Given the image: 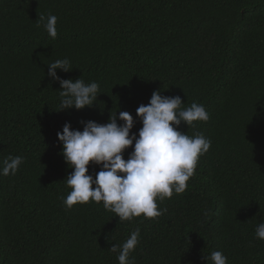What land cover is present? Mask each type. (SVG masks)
<instances>
[{"label":"trees","instance_id":"1","mask_svg":"<svg viewBox=\"0 0 264 264\" xmlns=\"http://www.w3.org/2000/svg\"><path fill=\"white\" fill-rule=\"evenodd\" d=\"M53 6L55 39L37 24ZM64 58L62 79L100 85L92 107L61 110L47 64ZM157 90L209 113L178 129L211 140L185 191L157 200L167 211L156 218L119 221L103 202L67 209L74 169L57 133L127 111L138 135L136 110ZM9 155L25 159L0 175V264H119L110 248L137 228L135 264H206L213 251L264 264V0H0V167Z\"/></svg>","mask_w":264,"mask_h":264},{"label":"clouds","instance_id":"2","mask_svg":"<svg viewBox=\"0 0 264 264\" xmlns=\"http://www.w3.org/2000/svg\"><path fill=\"white\" fill-rule=\"evenodd\" d=\"M54 10L53 6L46 17L39 15L37 20L38 26L43 23L52 39L58 35V18L52 15ZM47 65V75L61 86V110H80L95 104L100 95L97 82L85 83L82 77L74 81L58 76V69L65 73L72 70L68 58L56 59ZM183 104L180 96H164L160 90L154 91L150 102L141 104L136 110L142 122L138 135L132 131L136 120L127 111L111 113L105 124L82 121L83 131L74 130L70 122L65 123L57 136L63 145L61 154L65 162L74 169L66 177V184L71 189L63 201L66 208L89 201L103 202V207L115 213L119 221L141 215L145 218L163 215L167 209L158 208L157 200L163 202L174 192L183 193L199 158L211 147V140L202 133L189 136L178 130L182 122L191 127L194 122H206L210 118L203 104L193 102L187 108L182 107ZM118 120L123 123L119 124ZM129 148L133 150L126 160L124 153ZM24 159L7 156L2 161L0 175H15ZM90 163L101 166L95 176L88 174ZM255 235L264 240V223L258 224ZM140 238L141 232L137 228L122 245H112L110 251L118 253L119 264H135L130 256ZM203 259L206 264H229L222 251H213Z\"/></svg>","mask_w":264,"mask_h":264}]
</instances>
